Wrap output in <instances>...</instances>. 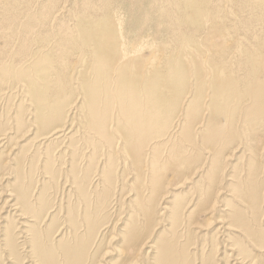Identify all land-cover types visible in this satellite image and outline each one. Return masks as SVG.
Instances as JSON below:
<instances>
[{"label": "rangeland", "instance_id": "374dc122", "mask_svg": "<svg viewBox=\"0 0 264 264\" xmlns=\"http://www.w3.org/2000/svg\"><path fill=\"white\" fill-rule=\"evenodd\" d=\"M116 4L151 71L107 67ZM0 207V264H264V0H1Z\"/></svg>", "mask_w": 264, "mask_h": 264}, {"label": "bare ground", "instance_id": "6f19581e", "mask_svg": "<svg viewBox=\"0 0 264 264\" xmlns=\"http://www.w3.org/2000/svg\"><path fill=\"white\" fill-rule=\"evenodd\" d=\"M0 2H1V0H0ZM114 11H115L116 32L120 38V42L116 45L115 48L117 49L120 56L118 54L115 56L116 51L114 48L109 50L106 54V58L104 59L105 62L108 61L107 67L110 64L111 59H117L118 61L119 60L121 61V60L127 58L128 56L138 55L137 58L132 59L129 63H127L125 65V68L128 70H133L137 74H138V72L151 71L153 65H155L157 60L160 58V52L158 51V49H151L153 43L149 40L147 35L143 36V38L141 40H138L134 45H132V43L135 42L139 36V33L136 32L137 19L134 17L131 18L130 14L128 13V11L126 10V8L123 4H116ZM206 37L208 39L204 38V48H205L206 52L208 53L210 59H213V61H214L212 67H217V63L215 61L221 58L222 53H224L228 50H231V45H229V43H223V42L221 43V41H218L217 39H215V37H213V36L211 37V33H209ZM122 69H123V67H122ZM152 91H153L152 94L154 95V93H156V90H152ZM90 113H92V112L90 111ZM93 115H95V114H93ZM105 117H106V115H102V119H105ZM117 133H118V135L116 136V138L118 139V142L119 141L121 142L120 143L121 145L123 144L122 152L124 154H126L127 159L130 157V155H132L129 153V151L132 153H135L136 155H140V156L144 153V150L146 147L140 145V140L142 139L141 134H140L141 131L136 132L135 134H129V133L127 134L126 132L122 131L121 129L120 130L117 129ZM156 192H157V190H156ZM157 197L158 198L161 197V194H159V195L157 194ZM162 198H160V200ZM12 200H13L12 198H11V200L6 199L3 203V205L5 206L8 203L10 204V202ZM1 207H0V209H1ZM9 207H11L10 210L13 211V213H11L9 211V213H11V214H9L10 216L19 217L20 220L25 219V217H24L25 214L21 211L18 204H12ZM165 209H166V207L161 208V210H165ZM161 213L162 212H160V214ZM145 214L147 216L146 212H145ZM156 214H159V212H157ZM207 220L209 221V219H206V221ZM19 225L21 227H24V224L19 223ZM223 228L227 229V226H224ZM16 232H18V234L16 236H20V238H23L24 240H26L30 236L31 241H32V240L36 239V236H37L36 233H32L31 231H28V230L22 229V228L19 230L16 229ZM14 236L15 235L13 234V232H11V233H10V231L6 232V235H5L6 240H4L3 247H5V249H7L6 252L8 254H11L15 250V246H14L13 240H12L14 238ZM250 243H255V240L251 239ZM141 247L139 248V250L141 249ZM229 251H230V253L228 254V258H232L230 261L231 263H233V264H248V261H246V257L244 256L243 253H241L240 251L238 253H236V252H234L235 251L234 249H230ZM251 259H255V257L252 256ZM253 262H255V260H253ZM127 264H129V263H127Z\"/></svg>", "mask_w": 264, "mask_h": 264}]
</instances>
